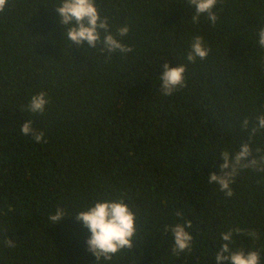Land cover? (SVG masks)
<instances>
[{
    "label": "trees",
    "instance_id": "obj_1",
    "mask_svg": "<svg viewBox=\"0 0 264 264\" xmlns=\"http://www.w3.org/2000/svg\"><path fill=\"white\" fill-rule=\"evenodd\" d=\"M58 3L8 0L0 13V264H97L82 222L48 217L121 196L136 215L133 247L99 264H215L230 228L241 229L233 249L258 250L264 264V173L242 170L231 197L207 182L221 151L249 141L243 119L264 114V0H218L215 25L193 23L187 0H96L113 34L129 26L126 55L72 48ZM197 35L210 51L188 63ZM164 63L186 64L185 86L168 96ZM41 91L42 115L26 107ZM27 120L46 143L21 133ZM249 143L264 149V131ZM184 221L193 247L175 256L165 227Z\"/></svg>",
    "mask_w": 264,
    "mask_h": 264
},
{
    "label": "clouds",
    "instance_id": "obj_2",
    "mask_svg": "<svg viewBox=\"0 0 264 264\" xmlns=\"http://www.w3.org/2000/svg\"><path fill=\"white\" fill-rule=\"evenodd\" d=\"M187 3L194 10L191 18L193 23H197L201 15H206V18L215 25L217 15L213 9L218 0H187ZM7 4L8 0H0V13L5 11ZM53 9L58 14L63 38L72 48L78 49L87 45L91 49H95L100 46L102 52L109 54L119 52L125 55L133 51L120 39L128 35L129 26L122 25L113 34L108 18L101 16L98 10L96 0H59L58 5ZM257 36L259 47L264 49V26L259 28ZM209 51L210 49L204 45L203 38L197 35L191 41L186 61L195 63L197 58L204 60ZM162 68L163 71L159 75L162 95H171L185 86L186 64L170 67L168 63H164ZM48 103L47 94L41 91L31 96L26 107L32 113L42 115ZM32 125V120L25 121L20 128L21 133L25 136H31L37 143H46L44 133L38 132ZM239 126L242 131H248L250 141L259 131H264V114L257 115L255 123L245 118ZM249 141L242 142L239 149L234 152L221 151L219 171L212 172L208 176L207 182L216 184L226 197L233 196L231 185L242 170L252 169L264 173V149L257 147L253 151ZM176 215L179 217L181 213L177 212ZM65 217H73L82 222V225L89 231L90 236L85 243L87 250L96 258L97 264L101 259L111 261L113 256L121 250L133 247V240L137 231L135 226L136 215L125 203L123 196L115 200H97L74 216L68 215L63 207L57 206L54 214H50L48 219L50 224L54 226ZM191 227L190 221L165 227V231H171L173 236L171 248L173 255L179 256L185 251L191 252L193 237L187 230ZM240 232L241 229L239 228H230L220 234L221 243L218 250L215 251V264H259L258 250L249 248L245 252L244 247L233 249V234ZM247 236L255 238L256 233L254 231L248 232ZM4 244L12 248L15 247L16 242L5 237Z\"/></svg>",
    "mask_w": 264,
    "mask_h": 264
}]
</instances>
